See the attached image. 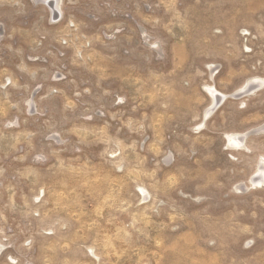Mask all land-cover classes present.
I'll return each instance as SVG.
<instances>
[{
    "label": "rangeland",
    "instance_id": "rangeland-1",
    "mask_svg": "<svg viewBox=\"0 0 264 264\" xmlns=\"http://www.w3.org/2000/svg\"><path fill=\"white\" fill-rule=\"evenodd\" d=\"M0 264H264V0H0Z\"/></svg>",
    "mask_w": 264,
    "mask_h": 264
}]
</instances>
